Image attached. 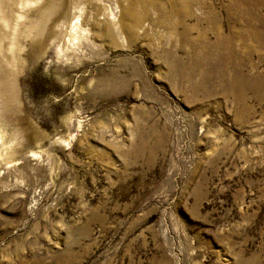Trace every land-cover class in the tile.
<instances>
[{
	"label": "rangeland",
	"instance_id": "1",
	"mask_svg": "<svg viewBox=\"0 0 264 264\" xmlns=\"http://www.w3.org/2000/svg\"><path fill=\"white\" fill-rule=\"evenodd\" d=\"M0 5V264H264V0Z\"/></svg>",
	"mask_w": 264,
	"mask_h": 264
},
{
	"label": "bare ground",
	"instance_id": "2",
	"mask_svg": "<svg viewBox=\"0 0 264 264\" xmlns=\"http://www.w3.org/2000/svg\"><path fill=\"white\" fill-rule=\"evenodd\" d=\"M1 2H2V0H1ZM35 3V2H34ZM48 4H49V2H48ZM61 4V3H60ZM1 6V5H0ZM21 6V5H20ZM49 6V5H48ZM52 7V6H51ZM43 9V8H42ZM22 10V9H21ZM44 10H46V9H44ZM19 11V10H18ZM23 11V10H22ZM46 12H47V10H46ZM57 13V12H56ZM26 14H28V13H26ZM42 14V13H41ZM55 14V13H54ZM22 17H23V15L22 14H20ZM19 16V15H18ZM20 17V16H19ZM76 17V16H75ZM48 18V17H47ZM51 18V17H50ZM5 19H6V17H5ZM23 19H24V17H23ZM26 19H28V18H26ZM21 20V19H20ZM75 19H73L72 21H71V23L69 24V28L74 32L76 29H79V28H81V25H80V23H79V21L78 20H76V21H74ZM96 21V20H95ZM17 22V21H16ZM5 23V22H4ZM21 23V22H20ZM65 23V22H64ZM48 25V24H47ZM20 27V26H19ZM46 27V26H45ZM44 27V28H45ZM28 28V27H27ZM44 28H43V30H44ZM18 29V28H17ZM48 29H49V27H48ZM84 29H86V31H87V28H84ZM104 30V29H103ZM104 32V31H103ZM16 33H17V31H16ZM24 33V32H23ZM33 33V32H32ZM36 33H37V31H36ZM44 33V32H43ZM50 33H52V31L50 32ZM106 33V32H105ZM108 34H109V32H107ZM45 35V34H44ZM51 36V35H50ZM31 38V37H30ZM39 39V38H38ZM36 40H37V38H36ZM19 49H20V47H19ZM23 49V48H22ZM21 50V49H20Z\"/></svg>",
	"mask_w": 264,
	"mask_h": 264
}]
</instances>
